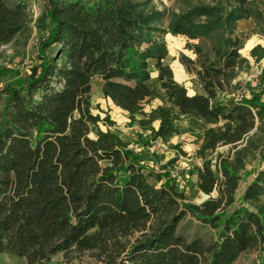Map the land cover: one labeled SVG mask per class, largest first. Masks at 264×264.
Here are the masks:
<instances>
[{
    "label": "trees",
    "instance_id": "trees-1",
    "mask_svg": "<svg viewBox=\"0 0 264 264\" xmlns=\"http://www.w3.org/2000/svg\"><path fill=\"white\" fill-rule=\"evenodd\" d=\"M260 6L264 0H209L170 15L163 28L165 14L144 13L136 0H45L36 20L46 33L39 65L0 88V256L26 264L58 254L67 262L87 257L85 264H234L255 252L264 264V82L242 98L233 83L249 66L236 25L252 21L264 37ZM31 22L26 4L0 0V46L27 34ZM167 34L197 41L186 43L194 59L179 61L200 93L189 95L164 63ZM258 52L264 48L251 57ZM95 79L138 139L146 132L165 143L183 119L205 126L201 166L190 173L202 203H188L168 173L146 174L124 137H89L91 125H114L91 114ZM158 89L168 106L146 113ZM221 147L226 154L205 159ZM250 161L257 167L237 198ZM153 176L159 185L148 182ZM187 218L208 228L210 239L183 235Z\"/></svg>",
    "mask_w": 264,
    "mask_h": 264
},
{
    "label": "rangeland",
    "instance_id": "rangeland-1",
    "mask_svg": "<svg viewBox=\"0 0 264 264\" xmlns=\"http://www.w3.org/2000/svg\"><path fill=\"white\" fill-rule=\"evenodd\" d=\"M26 4L29 16L32 20L30 29L24 36L14 39L10 44L0 46V88L5 85L16 86L24 78L30 74V69L39 65L40 45L46 37L44 29L36 26V20L43 12L45 0H13ZM140 4V9L144 13L160 12L165 17L160 26L165 28L170 15L187 11L195 6L209 5V0H136ZM257 2L258 0H253ZM264 13V6H260ZM236 36L239 39V54L249 63L248 68L239 71L238 77L233 83H236L237 97L252 96L258 93L264 82V54L260 57V52L256 53L257 58L250 55L252 49L260 46L264 48V37L259 33V28L252 21H239L236 25ZM164 42L167 49V58L164 61L173 73L174 79L183 84L188 90L189 95L200 93V88L195 82L193 75L187 73L185 68L180 64V56L194 59V55L186 48V43L196 44L197 41H188L185 37L172 36L167 34L164 36ZM209 45V43H207ZM259 57V58H258ZM155 63L150 62L151 83L158 88L156 78ZM97 80L91 85V114L100 116L101 119L108 117L114 123L111 127H106L101 123L89 126V137L95 138L99 131L117 134L124 137L131 143L136 157L141 160L148 170H152L159 174L168 173L171 181L177 185L178 191L183 193L188 203L200 204L206 198L202 196L196 188V176H190L191 172L200 167L201 159L196 156V152L202 141V133L204 127L200 122L192 119H183L177 125L178 133L169 138L165 143L161 141H150L149 133H142L141 139H138L137 127L131 125L127 114L115 107L109 100H106L101 90L98 91ZM159 99L154 100L150 104L145 105L144 111L148 113L157 106H168L167 98L163 91L158 89ZM264 103V95L260 98ZM178 145L180 150L174 149ZM182 151L185 156L181 154ZM227 147L218 148L215 153L210 151L205 153V159H212L216 153L226 154ZM172 164H169L171 163ZM257 162H249L246 165V175L236 192L238 198L246 183L252 179L251 172L257 167ZM165 170H162L163 168ZM165 179L162 180L163 183ZM148 182L152 185H159L155 177L148 178ZM180 232L187 236L201 237L209 240L212 232L202 226L197 220L187 218L182 224ZM89 262L87 257L74 258L71 262H67L65 258L58 254L49 262L44 264H85ZM0 264H26L25 260L0 256ZM234 264H258L257 254L255 252L245 253L241 255Z\"/></svg>",
    "mask_w": 264,
    "mask_h": 264
},
{
    "label": "bare ground",
    "instance_id": "bare-ground-1",
    "mask_svg": "<svg viewBox=\"0 0 264 264\" xmlns=\"http://www.w3.org/2000/svg\"><path fill=\"white\" fill-rule=\"evenodd\" d=\"M94 81H95V80H94ZM96 83L98 84V91L101 90V87H102V81L97 80ZM91 92H92V90H91Z\"/></svg>",
    "mask_w": 264,
    "mask_h": 264
},
{
    "label": "crops",
    "instance_id": "crops-1",
    "mask_svg": "<svg viewBox=\"0 0 264 264\" xmlns=\"http://www.w3.org/2000/svg\"><path fill=\"white\" fill-rule=\"evenodd\" d=\"M193 95H194V94H193ZM194 121H195V120H194ZM197 122H198V121H197ZM157 127H158V124H155V125H154V128L156 129Z\"/></svg>",
    "mask_w": 264,
    "mask_h": 264
},
{
    "label": "built area",
    "instance_id": "built-area-1",
    "mask_svg": "<svg viewBox=\"0 0 264 264\" xmlns=\"http://www.w3.org/2000/svg\"><path fill=\"white\" fill-rule=\"evenodd\" d=\"M201 166V165H200Z\"/></svg>",
    "mask_w": 264,
    "mask_h": 264
}]
</instances>
